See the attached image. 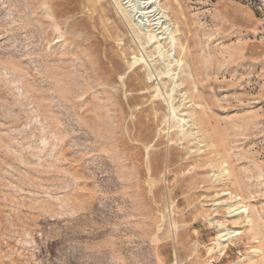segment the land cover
I'll use <instances>...</instances> for the list:
<instances>
[{"label": "rangeland", "instance_id": "obj_1", "mask_svg": "<svg viewBox=\"0 0 264 264\" xmlns=\"http://www.w3.org/2000/svg\"><path fill=\"white\" fill-rule=\"evenodd\" d=\"M117 1L0 0V264H264V0Z\"/></svg>", "mask_w": 264, "mask_h": 264}, {"label": "bare ground", "instance_id": "obj_2", "mask_svg": "<svg viewBox=\"0 0 264 264\" xmlns=\"http://www.w3.org/2000/svg\"><path fill=\"white\" fill-rule=\"evenodd\" d=\"M113 4H115V5H118V1L117 0H113ZM43 5H44V9H45V12H46V14L47 15H51V16H53L55 19L57 18V12H55L54 11V9L52 8V6L51 5H49L48 4V2H43ZM69 11V10H68ZM55 25H56V23H55ZM57 26V25H56ZM131 27V26H130ZM129 27V28H130ZM168 27V26H167ZM172 27V26H171ZM166 28V27H165ZM133 30V29H132ZM170 30V29H169ZM137 32V31H136ZM170 32V31H169ZM57 36H56V38H60V37H62V33H61V31H60V28L59 27H57ZM140 39V38H139ZM154 41V40H153ZM121 43V42H120ZM158 43V42H157ZM173 45H174V49H179V48H182L181 46H182V44L180 43V42H178V41H174L173 42ZM139 59L138 58H135L134 57V60H133V62H132V64H134L136 61H138ZM179 61H180V59H179ZM157 70V69H156ZM158 72V71H157ZM159 73V72H158ZM147 77H148V79H151L154 75H156V74H153V72L152 71H148L147 72ZM156 79V77L151 81V83L150 84H152L153 85V83H154V80ZM156 86V85H155ZM164 92V91H163ZM156 93H157V95H159V94H161V92H160V89L159 88H156ZM164 95V94H163ZM169 106L173 109V104H172V99H170V101H169ZM171 109V110H172ZM170 110V109H169ZM169 128V127H168ZM223 170H225V168H223V169H221V171H223ZM237 209H240L239 207H237ZM239 212H247V207H243L241 210H239ZM239 212H238V214H239ZM230 233H233L232 235H229ZM230 233H229V230L228 229H223V230H220L219 231V233H218V238H217V240L219 241V242H221L223 245L225 244L224 242L225 241H227L228 239H229V237H232V236H236V235H238V234H240L241 233V230H240V228H237V229H233L232 231H230ZM231 239V238H230ZM254 252H255V254H259L260 252H261V250L259 249V248H255V250H254Z\"/></svg>", "mask_w": 264, "mask_h": 264}]
</instances>
